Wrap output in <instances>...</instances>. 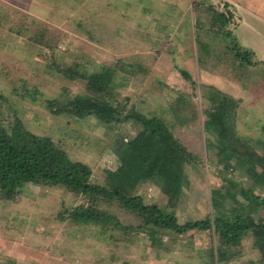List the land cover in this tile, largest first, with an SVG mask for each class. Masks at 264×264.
I'll list each match as a JSON object with an SVG mask.
<instances>
[{"label": "rangeland", "instance_id": "obj_1", "mask_svg": "<svg viewBox=\"0 0 264 264\" xmlns=\"http://www.w3.org/2000/svg\"><path fill=\"white\" fill-rule=\"evenodd\" d=\"M240 1L257 8L264 4ZM200 4L0 0V123L10 129L20 122L34 134L50 137L72 159L89 164L96 182L106 184L108 173L121 164L122 139L135 136L141 125L132 118L108 125L95 116L58 113L56 108L78 96L97 95L86 79L67 77L62 70L87 75L108 69L113 73L109 99L127 111L135 108L162 118L196 155L185 162L181 199L168 210L184 222L213 216L215 196L225 207L236 196L246 201L238 191L252 187L253 181L237 160L230 158L226 166V147L208 125V110L217 92L239 95L244 88L241 98L236 97L237 146L264 154L258 145L264 141V65L241 66L226 35H218L228 25ZM138 192L146 202L168 204L159 181L140 186ZM256 192L264 194V187L257 186ZM84 201L62 185L29 183L10 198L0 192V264H261L263 252L251 235L225 255L218 236L207 231L176 235L148 226L135 232L140 220L117 202L101 200L99 209L120 226L69 219L67 213Z\"/></svg>", "mask_w": 264, "mask_h": 264}, {"label": "trees", "instance_id": "obj_2", "mask_svg": "<svg viewBox=\"0 0 264 264\" xmlns=\"http://www.w3.org/2000/svg\"><path fill=\"white\" fill-rule=\"evenodd\" d=\"M205 4L212 17L228 25L226 30H222L225 33L218 35H226L229 51L234 58L239 60L241 66L253 65V52L241 47L232 31L227 30L229 24L236 20L234 14L229 10H220L214 4ZM198 41L209 52L208 44L200 37ZM180 71L187 80L194 82L189 71L184 68ZM61 72L70 78L86 79L90 90L97 95L78 96L59 104L56 108L58 113L95 116L108 125L124 123L132 118L141 125V129L135 136L122 139L119 146L121 164L117 172L108 173L107 183L103 184L95 181L94 170L89 164L72 159L50 137L36 135L20 122L10 129L0 123V192L3 197H13L22 186L29 183L40 186L62 185L85 199V204L67 213L68 218L76 222L102 225L115 222L120 226L118 219L99 209L101 200L117 202L140 220L141 224L134 228L135 232L148 226L176 235L207 231L218 236L220 250L226 251V254L223 252L221 255H227L231 248H239L245 238L251 235L255 246L263 252L260 263L264 264V194L256 192L257 186L264 187V154L256 152L251 146L245 150L237 146L240 139L236 134L234 119L239 99L226 92H217L216 98L212 100L213 108L208 110L211 121L208 125L226 147V166L230 167V158L237 160L252 179V187L242 186L238 191L246 201L236 196L231 206L225 207L224 202L215 196L212 205L216 212L213 216L181 222L178 215L168 208L170 205L175 207L181 199L180 176L184 173L185 162L195 160L196 155L175 138L162 118L148 117L136 112L135 108L127 111L121 104L109 99L107 93L113 79L110 70L87 75L77 69ZM258 145L264 149V141L259 140ZM155 181L160 182L162 190L169 197L165 207L157 202H146L138 192L140 186Z\"/></svg>", "mask_w": 264, "mask_h": 264}, {"label": "crops", "instance_id": "obj_3", "mask_svg": "<svg viewBox=\"0 0 264 264\" xmlns=\"http://www.w3.org/2000/svg\"><path fill=\"white\" fill-rule=\"evenodd\" d=\"M201 1L200 6L205 7L206 4L204 0ZM244 2H255L258 0H243ZM219 4L218 8L220 10H229L234 14L236 19L234 23L229 24L232 29L233 37L236 39L237 43L246 50L253 52L252 61L255 65H264V4L261 8H257L254 3H241L240 0H207V5ZM236 33V35H235ZM253 64V65H254ZM249 65V66H253ZM239 92L241 95L243 93ZM246 91V90H244ZM226 93H229L226 91ZM234 97L241 98V95H236L229 93Z\"/></svg>", "mask_w": 264, "mask_h": 264}]
</instances>
